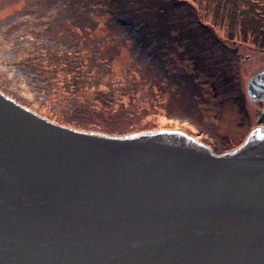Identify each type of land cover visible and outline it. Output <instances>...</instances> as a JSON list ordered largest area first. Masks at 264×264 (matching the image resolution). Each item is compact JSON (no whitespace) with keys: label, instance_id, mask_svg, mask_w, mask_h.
I'll return each instance as SVG.
<instances>
[{"label":"water","instance_id":"obj_1","mask_svg":"<svg viewBox=\"0 0 264 264\" xmlns=\"http://www.w3.org/2000/svg\"><path fill=\"white\" fill-rule=\"evenodd\" d=\"M38 114L0 91V264H264V131L215 155Z\"/></svg>","mask_w":264,"mask_h":264},{"label":"rangeland","instance_id":"obj_2","mask_svg":"<svg viewBox=\"0 0 264 264\" xmlns=\"http://www.w3.org/2000/svg\"><path fill=\"white\" fill-rule=\"evenodd\" d=\"M196 1L192 12L188 3L158 10L160 0H0V91L50 121L62 119L72 107L64 81L70 70L46 73L38 59H43L41 46H47L49 58L59 57V46L64 51L74 47L87 57L84 78L89 77L76 82L77 88L103 90L117 97L116 104L142 112L145 120L155 109L165 114L162 126L168 130L197 139L201 130L220 134L238 120L231 101L238 95L236 83L225 87L222 77L237 78L231 72L238 68L243 72L232 50L248 54L244 45L231 43L239 40L234 34H227L231 26L242 40L256 34V22H264V0ZM260 41L250 37L244 43ZM243 77L245 86L249 79ZM211 81L218 84L215 95ZM137 82L142 85L135 94H115ZM212 138L218 142L217 135ZM198 140L219 151L209 138Z\"/></svg>","mask_w":264,"mask_h":264},{"label":"trees","instance_id":"obj_3","mask_svg":"<svg viewBox=\"0 0 264 264\" xmlns=\"http://www.w3.org/2000/svg\"><path fill=\"white\" fill-rule=\"evenodd\" d=\"M179 3L183 4V6H186V3H188L187 10H190L192 12L196 9L192 10L191 8H195V4H198L196 0H160V4H158L157 7L158 10L162 7L169 9L171 7H178ZM162 14L161 16H164ZM166 20V18H164L163 20L161 17L160 21L163 23L166 22ZM237 32L238 29H235V26H231V32L228 33L227 36L232 37L234 34L233 37L242 40V36ZM174 34L175 33L173 32L172 41L174 40ZM176 34L178 35V38H182L180 29L176 30ZM168 39L169 36H167L165 43L168 42ZM61 45L63 46V43H61ZM46 48L47 46L40 47V49L42 50L41 55L43 54L42 56L44 60L40 58L38 59L42 66L45 65L43 67L44 72L58 74L61 71L70 70L69 76H65L64 81L67 85H69L66 90H69L68 94L72 97V107L69 109V114H64L62 116V119H58L55 121L56 123L81 131L98 132L114 136H123L142 131L167 129V127L162 126L164 125V119H166L165 114L160 113L155 109L152 111L156 112H154L152 115L150 114L151 119L145 120L146 118L144 117L142 112L135 110L130 111L132 109L125 107L124 105L116 104L117 97L116 99H114L112 95L104 93L103 90L88 91L86 90L85 86H78L77 88L76 82L78 83L82 80L86 81V79L89 78H84L86 76L85 69H87V63L84 62V58L87 57L83 52L78 54V51H76L74 47L71 50L64 51L63 49H60L59 46L56 49V52L60 54L59 57L49 58L50 56L48 55ZM189 51L190 48L187 50V52ZM45 52L47 56H45ZM227 79L229 81L226 83L225 80ZM230 80V77H222L221 85H224L225 87L229 86ZM137 84L138 85H134L133 88L125 85L127 89H121L115 94L119 95L118 93L121 92H124L125 95L128 93L135 94L136 91L140 90L142 85L139 82H137ZM212 85L213 84L209 83V87H213ZM90 96H93L94 99L91 100ZM104 98H107V100ZM147 110L151 111L149 109ZM146 117H148V115H146Z\"/></svg>","mask_w":264,"mask_h":264},{"label":"flooded vegetation","instance_id":"obj_4","mask_svg":"<svg viewBox=\"0 0 264 264\" xmlns=\"http://www.w3.org/2000/svg\"><path fill=\"white\" fill-rule=\"evenodd\" d=\"M256 23L257 27L253 26L256 34L250 37L253 38L254 42L257 39H260L261 44L255 43L254 45L246 46L244 40L250 38L247 34L245 39L242 41H234L231 39V43L233 45L235 43L242 44L248 49V54H239L237 53V49H234L231 52L234 59H236V63L241 64L243 68V72L239 68L237 69V73H235V71L231 72L232 74H237V78L233 79L234 77H230L231 80L229 83V86H231L234 82L236 83L235 89H237L238 95L231 98V101L235 102L236 104L238 120L232 122L230 129L228 128L227 130L225 128V131L222 130L220 134H209L201 130L200 135L198 136L200 139L209 138L211 144L216 143L217 147L220 146L219 151L217 153L214 152L216 155L233 151L234 149L238 148L253 131H264V92L261 93L262 95L260 99H257L248 90L249 84L253 78H259L262 84L264 83V22L258 21ZM238 34L241 35V32ZM252 53H255V56L252 55ZM243 76H247L249 79L245 86H243L244 83L242 82V78H244ZM210 84H213V87H209L210 92L213 95L217 94L218 84H215L213 81H211ZM222 103L223 102H218V104ZM213 119L217 120V116L214 115ZM216 135L218 136V142L212 138Z\"/></svg>","mask_w":264,"mask_h":264}]
</instances>
